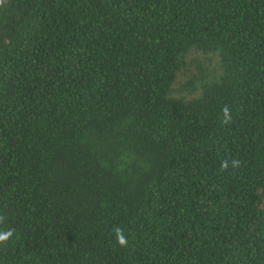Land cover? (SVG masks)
Returning a JSON list of instances; mask_svg holds the SVG:
<instances>
[{"label": "trees", "instance_id": "trees-1", "mask_svg": "<svg viewBox=\"0 0 264 264\" xmlns=\"http://www.w3.org/2000/svg\"><path fill=\"white\" fill-rule=\"evenodd\" d=\"M7 232L0 264H264V0H0Z\"/></svg>", "mask_w": 264, "mask_h": 264}, {"label": "clouds", "instance_id": "clouds-1", "mask_svg": "<svg viewBox=\"0 0 264 264\" xmlns=\"http://www.w3.org/2000/svg\"><path fill=\"white\" fill-rule=\"evenodd\" d=\"M11 235V232H7L4 234H0V241H5L8 239V237ZM118 242L121 246H124L127 244V240L124 238V236L122 234H119L118 237Z\"/></svg>", "mask_w": 264, "mask_h": 264}]
</instances>
